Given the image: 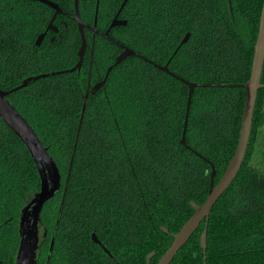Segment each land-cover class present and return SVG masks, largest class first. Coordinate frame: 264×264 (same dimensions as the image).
Instances as JSON below:
<instances>
[{
    "label": "trees",
    "instance_id": "obj_1",
    "mask_svg": "<svg viewBox=\"0 0 264 264\" xmlns=\"http://www.w3.org/2000/svg\"><path fill=\"white\" fill-rule=\"evenodd\" d=\"M50 1L69 16L59 15V32L49 31L37 46L55 10L31 0H0L2 90L73 68L82 43L73 17L105 33L125 0ZM263 3L128 0L119 15L127 25L113 28L110 36L148 61L168 65L176 77L130 56L92 95L123 48L86 28L81 69L8 96L61 174L60 191L45 204L39 222L48 235L42 252L50 248L49 264H147L152 252L151 264L158 263L173 242L171 234L193 216L190 202L206 200L212 171L181 144L189 88L178 78L246 83ZM245 102L243 88L197 87L193 93L186 142L214 164L215 185L236 151ZM40 187L29 150L0 117V258L8 264H15L22 208ZM205 228L203 221L171 264H264V88L242 167L211 211L206 259Z\"/></svg>",
    "mask_w": 264,
    "mask_h": 264
},
{
    "label": "water",
    "instance_id": "obj_2",
    "mask_svg": "<svg viewBox=\"0 0 264 264\" xmlns=\"http://www.w3.org/2000/svg\"><path fill=\"white\" fill-rule=\"evenodd\" d=\"M43 3L52 9L55 10V13L48 25L47 30L41 34L37 41L36 45L40 46L48 33V31L58 32V28L54 26V21L59 15L69 16L60 6L50 0H31ZM125 0L119 9L117 15L113 19L110 27L105 33H101L95 27H90L88 24L84 23L79 17H73L74 21L77 22L79 27V32L81 36V47L78 52L79 60L77 64L67 70L57 71L47 74H41L37 76H32L26 78L21 85L18 87L11 89L9 91L2 90L0 88V117L3 119L5 124L21 139V141L26 145L29 150L36 166L38 169V173L40 176L41 187L39 192H37L30 201L25 204L21 211V216L19 220V236H20V245L18 249L17 255V264H35L37 257V249L39 246V222L41 219V214L45 204L53 199L60 191L61 188V174L60 170L54 161V159L50 156L48 149L41 142L39 137L37 136L34 129L27 122V120L18 112V110L13 105L12 101L8 98L12 93L21 90L30 84L50 76L71 73L76 70L81 69L84 61V57L87 51V40L85 37V29L91 28V30L95 34H99L105 39L116 42L111 36L110 31L118 26L127 25V21L119 19V15L124 8L126 2ZM190 38V34H187L182 40V45L187 43ZM123 48V52L116 58V61L113 65H111L106 72L104 79L98 84L94 85L90 93L95 95L98 91L104 87L110 72L114 67L118 66L122 61L130 56H137L141 59L148 61L144 56H141L137 52L121 45ZM150 64L156 66L163 72L176 77L174 73H172L168 65L160 66L155 64L153 61H148ZM264 68V3L260 17L259 23V33L257 42L255 45V53L252 64V70L249 80L244 84H202V83H191L187 82L182 78H178L183 83L187 84L189 88L188 94V104L185 116V123L183 129V135L181 139V144L195 153L198 157L202 158L211 166V179H210V189L206 200L203 204L198 205L195 202H190L191 207L194 209L193 216L186 222V224L181 228V230L176 234H171L173 236V242L170 248L164 253L161 259L157 264H171L174 260L176 254L181 250L183 246L189 241L192 235L197 231L203 221L206 222V228L201 236V248L204 253V257L206 259L207 252V226L210 218L211 211L218 200L224 195V193L229 189L231 184L236 179L242 164L245 160L246 153L249 147L250 137L252 134V126L255 114V108L258 98V92L261 88H264V85L261 83L262 72ZM197 87H229V88H243L246 91V102L244 107V112L242 116L241 123V131L238 140V145L236 151L224 173L221 180L217 185L214 184V179L216 175L215 166L208 159L203 157L201 154L197 153L193 150L186 142V132L187 125L189 119V112L191 106V99L193 93ZM89 94H87L88 96ZM162 231L166 234H170L169 230L166 227H161ZM93 241L99 244L97 237L93 234ZM155 255V252H152L147 257V264H151V259Z\"/></svg>",
    "mask_w": 264,
    "mask_h": 264
},
{
    "label": "flooded vegetation",
    "instance_id": "obj_3",
    "mask_svg": "<svg viewBox=\"0 0 264 264\" xmlns=\"http://www.w3.org/2000/svg\"><path fill=\"white\" fill-rule=\"evenodd\" d=\"M52 32H54V31H52ZM58 32H59V29H58ZM58 32H54V33H58ZM47 236L48 235H47L46 232L42 233L41 227L39 226V237L40 238H39V246H38V249H37V257H36L35 264H49L50 263V260H51L50 248H49L48 254H45V253L42 252L43 251L42 250V248H43L42 245H43L44 242H46ZM52 244H53V242H52ZM19 245H20V241H19ZM99 245H101L100 242H99ZM50 247H52V245H50ZM18 249H19V246H18ZM104 251L109 255V252L105 248H104ZM17 255H18V250H17L16 255H15V264H17ZM0 264H8V263L4 262L0 258Z\"/></svg>",
    "mask_w": 264,
    "mask_h": 264
}]
</instances>
